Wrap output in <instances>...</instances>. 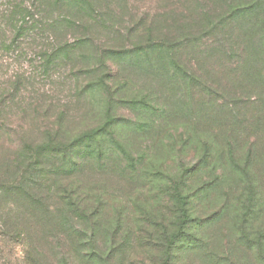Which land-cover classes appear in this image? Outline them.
<instances>
[{"label": "trees", "instance_id": "trees-1", "mask_svg": "<svg viewBox=\"0 0 264 264\" xmlns=\"http://www.w3.org/2000/svg\"><path fill=\"white\" fill-rule=\"evenodd\" d=\"M33 7L37 8L38 14L65 12L50 18L53 19L50 29L60 33L76 27L93 34L104 22L95 0H37L32 5H25L22 1L9 2L8 8L0 11L3 45H8L6 38L11 45L21 44L24 38L43 31L41 24L38 25L40 20L36 22L38 19H34L37 14L33 15ZM250 25L251 32L237 42L244 46L243 53H237L238 64L227 72L214 66L206 68L205 73L210 77L219 72L233 73L234 77L251 79L252 65H246V61H252L250 40L263 43L264 35H259L260 28L256 23L250 22ZM180 37L182 35L176 37V44ZM227 40L235 42L233 37ZM173 44H137L131 50L99 46V50L95 38L87 35L58 47L50 42L48 49L52 51L46 52L47 69L55 67L62 59H70L78 48L92 46L102 71L107 57L112 55L120 56L127 68L143 67L152 74L154 81L162 82L166 87L163 93L166 104L162 113L157 112L154 106H147V96L115 98L114 90L106 80L107 75L102 72L81 89L84 93L89 87L92 91L107 93L103 104L105 115L100 123L70 133L62 130L59 115L57 121L43 128L38 136L19 137L28 119L32 121V113H40L42 104L27 99L23 93L26 88L18 79L2 86L0 253L7 252L8 264L13 260L16 264H248L236 253L233 242L226 246L227 254H219L214 249L207 234L210 224L220 218L221 212L202 211L204 207L199 203L203 202V192H206L208 184L193 186L180 156L178 167L175 166L168 174L166 186H162L160 193L151 200L160 209L158 220L146 226L127 212L129 206L137 207L133 192L144 184L145 179L138 152L131 149L132 145L119 134L121 120L117 109L125 108L135 113L138 117L136 130L150 127L146 120L139 119V114L144 113L150 124L162 121L170 125L183 116L192 119L190 126L203 124L214 134L227 133L228 148L222 145L216 148L215 139L205 140L203 151L198 156L200 167L194 168L196 172L205 164L204 167H210L214 173L222 171L217 178L223 179V157L227 155L233 165H239L232 162L236 159L231 150V139L249 122L246 117H241L240 101L235 98L242 84L234 79V83L230 79H199L197 73L200 69L196 67L199 58L193 61L181 53L178 55L181 48ZM220 47L214 50L216 56L234 51L224 43ZM130 52L134 55L129 56ZM140 55L147 59L138 61ZM92 73L95 75L96 72ZM224 92L229 94L230 100L218 101L215 94ZM189 173L192 172L189 170ZM93 177L100 183L105 179L109 187L115 188L114 193L120 191L119 197L116 194L102 196L98 192L91 196L94 198L91 204L87 194L92 192L88 186L89 179ZM229 196L227 193V201ZM107 206L110 208L108 211ZM106 217L112 225L104 222ZM18 248L23 252L20 256L17 255ZM244 249L250 250L251 246ZM183 253L186 256L182 257ZM254 253L257 263L264 264V248L256 249ZM1 257L0 264H4Z\"/></svg>", "mask_w": 264, "mask_h": 264}, {"label": "rangeland", "instance_id": "rangeland-1", "mask_svg": "<svg viewBox=\"0 0 264 264\" xmlns=\"http://www.w3.org/2000/svg\"><path fill=\"white\" fill-rule=\"evenodd\" d=\"M19 1L32 5L37 0H0V11L6 10L9 2ZM95 4L104 22L93 34L76 27L64 29L63 33L50 29L51 16L55 18L59 13H66L54 11L38 14L34 7L33 15L37 14L34 19H38L36 22L40 20L38 25L41 24L43 30L39 35L32 34L29 38H22L23 43L12 45L6 38V46L2 43L4 37L0 33V89L18 79L26 88L23 93L27 99L42 104L40 113H32V121L26 116L28 121L19 137L38 136L43 128L57 121L59 115L62 130L70 133L100 123L105 115L103 104L107 93L104 95L102 90L92 91L90 87L84 93L81 89L86 88L102 72L107 75L106 80L112 86L115 98L147 96L148 107L154 106L160 113L165 108L163 93L166 87L162 82L154 81L152 74L143 67L135 70L127 68L117 55L107 57L102 71L101 66L97 65L94 46L80 47L70 59H62L55 67L47 69L45 59L46 52L52 51L48 49L50 42L56 43L58 47L66 41L73 42L81 36L90 35L95 38L99 50V46L131 50L137 44L171 46L176 37L182 35L173 46L181 48L178 55L182 54L193 61L199 58L200 64L196 65L200 69L197 73L199 79H230L231 83H234V79L242 84L235 98L240 101L241 117H246L249 122L245 124V129H238L239 132L231 139L232 149L230 147L236 159L232 162L239 165H233L227 155L223 157V179L217 178L222 171L214 173L210 167H204L205 164L196 172L194 168L198 166V156L203 151L205 140L215 139L216 148L219 145L228 148L227 133L214 134L203 124L200 127L204 130L194 124L190 126L192 119L183 116L172 122L175 126L162 121L150 124L144 113L139 114V119L146 120L150 127L136 130L138 117L135 113L125 108L117 109V116L121 120L119 134L132 145L131 149L138 152L136 154L142 162V176L145 179L144 184L133 192L137 207L129 206L127 212L146 226L158 220L160 209L151 200L160 193L162 186H166L168 174L175 166L178 167L180 156L192 185L208 184L206 192H203V202L199 203L204 207L202 211L221 212L220 218L210 224L207 234L214 249L219 254H227L226 246L233 242L236 253L248 264H259L254 252L264 248V41L259 43L258 40H250L252 61H246V65H252L251 79L243 80L234 77L233 73L229 75L221 72L210 77L205 71L215 66L227 72L238 64L237 53H243L244 46L237 42L251 32L250 22L257 24L259 35L263 37L264 0H95ZM231 37L235 42L227 40ZM223 43L234 51L225 56H216L215 48H222L220 46ZM130 55L134 54L130 52ZM183 57L181 59L186 61ZM146 59L140 55L138 61ZM87 69L95 71V75ZM215 97L218 101L230 100L229 94L225 92L217 93ZM88 188L92 191L87 194L91 204L94 202L91 196L98 192L102 196L116 194L119 197L120 194V191L114 193L115 188L109 187L105 179L100 183L95 177L89 179ZM227 193L230 194L228 201ZM109 209L107 206L106 210ZM104 222L112 225L107 217ZM248 246H251L250 250L244 249ZM18 249L17 255L20 256L23 252ZM184 256L185 253L182 254ZM0 257L2 263L8 264L7 252L0 253ZM12 264H16V261L13 260Z\"/></svg>", "mask_w": 264, "mask_h": 264}]
</instances>
